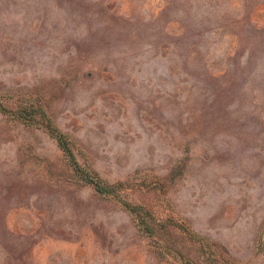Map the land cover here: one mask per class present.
I'll return each mask as SVG.
<instances>
[{"label": "rangeland", "instance_id": "374dc122", "mask_svg": "<svg viewBox=\"0 0 264 264\" xmlns=\"http://www.w3.org/2000/svg\"><path fill=\"white\" fill-rule=\"evenodd\" d=\"M0 107V264H264V0H0Z\"/></svg>", "mask_w": 264, "mask_h": 264}, {"label": "trees", "instance_id": "16d2710c", "mask_svg": "<svg viewBox=\"0 0 264 264\" xmlns=\"http://www.w3.org/2000/svg\"><path fill=\"white\" fill-rule=\"evenodd\" d=\"M0 112L4 113V109L0 107ZM37 115V111L35 110L34 106H27L22 110H19L16 114L15 117L24 122V124H32L35 116ZM43 130L48 134L49 137L54 139L57 143V146L59 149L64 153V155L69 159L70 165L73 167V169L76 172H79V167L77 163L75 162L71 146L68 143V140L66 137L62 134H59L55 129L52 127V125L47 124L43 127ZM81 178L83 179L84 182L90 184L93 186L94 190L102 196L109 195L113 192V186L106 185L103 183L101 180H99L96 177H91L87 173H80ZM122 205L128 209L131 212H135L137 208L131 207L124 201H121Z\"/></svg>", "mask_w": 264, "mask_h": 264}]
</instances>
